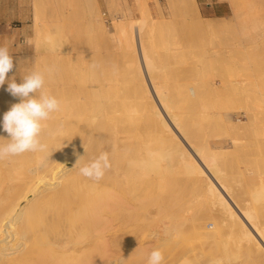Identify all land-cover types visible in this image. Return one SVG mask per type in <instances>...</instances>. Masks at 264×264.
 <instances>
[{"label":"rangeland","instance_id":"obj_1","mask_svg":"<svg viewBox=\"0 0 264 264\" xmlns=\"http://www.w3.org/2000/svg\"><path fill=\"white\" fill-rule=\"evenodd\" d=\"M186 1L188 5L185 0H147L146 4L141 0H120L121 4L114 8L109 7L106 0H99V3L101 2L99 4L100 16L107 30L111 32L108 35H98L89 28L86 12L81 6L74 7L68 15L45 18L37 28L33 0H0V22L2 21L8 29L6 31L8 32L6 33V47L13 59V69L7 74L8 76L30 74L34 71L48 75L85 74L84 69L86 68L87 73L88 65V63L87 65L84 63L86 59V62L90 63L94 60L93 64L96 65L99 73L125 76L131 73L130 66H132L133 73L136 72L137 76L139 74L148 80L152 85L150 111L152 122L149 132L154 149L149 160L150 167H152H149L150 174L147 175H150V181L156 185L150 184L152 185L150 189L153 187L150 190L152 191V195H150L152 196L150 197V217L152 216V218L150 220L153 222V219H156L154 222H157L160 219L164 220L163 223L169 224H164L170 229L168 235L163 233L165 237L166 235L169 237L175 232L179 227L178 223L186 217L189 220L186 223L187 230H191L190 225H193L194 222V224L210 225L211 222L217 221L219 231L217 228L209 229V231H213L215 239L219 235L225 237L224 235L228 236L229 233H232V229L229 231L230 225L221 221L223 218H227L219 216L222 214H228V217L234 218V220L255 221L264 225V197L257 198L255 196L258 189L264 188V0L237 1L240 5H245L244 12L248 9L247 16L254 18L250 28H245L243 25L241 27L236 23V12L231 7L233 5L231 0H194L195 5L192 0H190L191 3L189 0ZM249 8L253 11L249 12ZM195 13L196 19L194 18ZM222 17L227 23L224 25V22H221V27L217 28L219 31L204 30L205 32H203V30L198 31L195 28V23L199 26V21L201 24L202 20H217ZM119 18L123 19L122 22L124 21L126 28L124 32H117L116 24L119 22ZM234 18L236 19L234 20ZM197 25L196 27L199 28ZM222 26L224 27L222 28ZM225 26H228V29ZM124 38L125 40H123ZM90 54L95 55L91 56ZM126 60L128 62L131 60L133 63H128ZM188 82L200 85V88L196 85L199 88L197 91H200L199 96L200 94L201 97L204 96L202 99L199 97V104L202 100L203 102L200 104L201 107L196 104L198 106L195 111H186L179 105V101L174 105L172 102L174 95L179 94L178 88L181 87L182 91ZM197 87L196 89H198ZM204 90L206 91L204 92ZM201 91L203 92L201 93ZM166 92L168 93L166 94ZM204 93L205 95H203ZM175 97L178 98L177 95ZM227 99L229 102L226 101ZM170 101L172 105L167 108L165 104H169ZM203 105H206L205 108H207L205 113L203 110L197 109H202ZM234 112H240V119L244 125L238 130L227 125L223 120L224 117L221 118L222 114L225 116L226 113L233 114ZM246 112H250L252 115L248 117ZM179 114L185 119L181 120V123L180 121L175 123L173 117ZM218 114L219 116H217ZM237 122L238 117L234 115L232 123ZM175 139L181 142L183 154L186 148H195L196 150L192 157L179 159L181 160L180 168H177L179 171L174 169V165L173 171L169 167L174 163V160L178 159L170 158L169 154L167 155L165 151L158 148L162 146V149L166 150L163 146L166 143L163 144V142H167L165 145L167 146L173 144L169 140ZM234 141L236 144H232ZM213 142L223 143L224 153L226 151L227 153L216 154V151H210L209 148L212 147L211 143ZM189 160L190 164H188ZM168 161L173 163L170 164ZM158 163H162L163 167L167 165L171 172L166 168L167 166L162 170L161 164ZM159 169L165 171L166 175L162 174L164 172L159 175ZM159 179L162 182L161 185ZM157 189H160L159 191L162 193ZM134 201L133 207L137 212H135V220L133 219L136 222L132 226L134 227L133 231L136 229L134 231L136 235L143 227V221H140L142 208L139 209L142 201L138 203L136 201L134 203ZM182 207L183 212H181ZM163 210H166L165 213ZM172 210L179 212L175 216L176 218L174 216L170 218ZM181 213L184 214L183 219L179 215ZM136 214L139 215H137L138 218H136ZM167 215L169 220H165ZM172 215L175 214L172 213ZM171 219L173 222H177V225L174 226L176 228L172 232L174 223H171ZM190 219L193 220V223ZM161 221L156 225L153 223L152 230L157 229L158 227L155 226L160 225ZM196 221L198 222L196 223ZM188 236L193 240L185 242L184 250L188 248H194L195 251L199 248L202 249L203 240L200 237H194L193 234ZM166 242H163L168 245L166 249L165 245L164 248H161L164 257L162 264H167L169 260L175 264L184 251L178 249L182 251L181 254H178L180 252L177 249L178 253L175 252L177 246L173 248V242ZM170 248H173L172 253ZM190 249L187 251L189 252ZM214 249L212 245H208L205 247V254H209L203 255L204 257L200 255L197 259H193L192 254L190 255L191 251L183 254L181 259H190L191 263L186 259L190 264H202L201 256L204 261L210 257L209 262L206 261V264H210V262L215 263L216 259H219L216 255H219L220 258L227 255ZM121 250L123 251V249L118 250V258L126 256V263L129 260L132 261L127 264H136L137 261V264L140 262L148 264L149 254L142 255V261H139L141 257L138 255H131L133 258L129 257L128 259L129 255H126L128 253ZM215 252L218 254H214ZM246 252L247 254L240 258L241 264L244 261V264L250 263L248 258L255 255V251L250 252L248 247ZM173 256H175L174 259H170ZM91 257L93 259L96 256L91 255ZM211 257L212 259L216 257L214 262L210 261ZM89 259L90 257L87 260ZM240 260L238 259L234 264H240ZM95 262L92 264H96ZM180 263L185 264V259Z\"/></svg>","mask_w":264,"mask_h":264},{"label":"bare ground","instance_id":"obj_2","mask_svg":"<svg viewBox=\"0 0 264 264\" xmlns=\"http://www.w3.org/2000/svg\"><path fill=\"white\" fill-rule=\"evenodd\" d=\"M141 1L144 4L147 2V0ZM231 1L233 2L231 7L236 12V23L240 24V26H245V28H250L253 25L252 19L254 18L247 16L246 11L248 9L244 12L245 9L243 7L245 5H240L237 2L239 0ZM106 2L109 7L114 8L121 4L120 0H106ZM185 2L187 1L185 0ZM192 2L195 5L196 2L194 0ZM100 3L99 0H33L36 23L34 25L38 28L43 19L48 17L56 18L63 14L68 15L73 11L74 7L81 6L86 12L89 28L98 35H108L111 32L107 30L100 16ZM189 3H191L190 0ZM197 8L196 12L199 15ZM250 10L249 8V12ZM194 18L196 19V13ZM119 19L116 24L117 32H124L126 29L124 21L122 22L123 19ZM200 19L198 18V21ZM217 20H202L201 24L200 21L195 20L199 24L198 26L195 23V28L198 31L203 30V32H205L204 30L217 31L221 27V22H224L225 19L223 20L222 17V19L217 18ZM125 23L127 25V22ZM225 23L227 22H224V25ZM196 25L201 29L197 28ZM121 38L123 37L121 36ZM191 54L193 55L192 52ZM86 61L85 59L84 63L86 65L88 63L89 66L87 65V73L86 68L84 69L85 74H44V91L55 96L61 102V109L53 113L44 122L45 127L41 133V142L47 145V150L44 152H26L19 156L0 160V264H85L87 261L91 262L90 264L95 261L96 264H125V261H127L126 256L118 258L119 249H123L125 253H128L126 254L129 255L128 259L129 257L133 258L131 255H138L141 257L139 261H142V255L150 254V251L154 249H160L161 251L164 245L166 249L168 246L164 244L166 241H169L166 243L173 242V248L177 246L175 252L176 249H182L184 251L183 254L192 251L190 255L192 254L193 259H197L200 255L209 254H205V247H208V245H212L217 251L227 254L226 256L224 255V258L216 255L219 259L214 257L216 262H210V264H234L243 255L247 254L246 249L248 247L250 252L255 251V255L248 258L250 263H247L264 264V225L261 222H245L229 218L228 214L219 215L220 217H227L221 221L226 225H230L229 231L232 229V233H229L228 236L224 235L225 237H220L218 234V238L214 239L213 231L211 232L209 229L217 228V221L211 222L210 225L194 224L195 222L193 223V220L190 219L193 225H190L191 230H187L186 223L189 220L186 219L187 217L183 219L184 214L181 213L179 215L183 220L180 221V218H178V221H180L178 224L179 227H183L178 229L179 227L177 226L178 228L175 230L176 227L174 228V226L175 224L177 225V222L175 221V223L171 219V223H174L172 227L174 229L171 232L174 230L175 232L170 234L169 237L167 235L170 229H168V226H164V220L161 221L159 219L161 224L155 226L158 227L157 229L154 228L152 230L153 223L155 225L160 223L159 220L154 222L156 219H153V222L150 220L152 218V216L150 217V197H152L150 196L152 195L150 190L153 187L150 189L152 182L150 181V175H147L150 174V168L152 167H150L149 160L154 149L149 132L152 122L150 113L152 85L145 77L139 74L138 77L136 72L133 73L132 66H130V71L129 65L131 64L128 65V69L134 75L128 71L129 75L120 76L103 74L101 71L99 73L96 65L93 64L94 60L91 62L92 65ZM129 62L133 63L131 60ZM134 64L133 66H135ZM88 70L90 71L88 72ZM28 74L7 75L5 84L0 86V145L7 144V140L10 139L9 134L2 128L3 116L13 104L20 102V98L13 97L7 90L8 81L14 79L19 84L23 81V77ZM196 85L188 82L182 91V88L178 86L180 87L178 88L179 94L174 95L173 100L176 102L172 100L173 105L178 104L179 101V105L186 111H195L196 107L203 102L202 100L199 104L198 100L201 94L199 96L200 91L197 90H199L200 85H197L199 88ZM176 95L180 100H176L178 99L175 97ZM226 101L229 102V99ZM170 105H172L171 101L169 104H165L167 108H170ZM205 106L203 105L202 109H197L204 112L207 109ZM226 114L224 116V114L221 115L220 113L221 118L224 117L223 120L227 125H230L235 130L244 126L240 119V112ZM234 115L238 117L237 123H232ZM246 115L250 117L252 114L246 112ZM184 119L180 114L173 117L175 123L178 121L181 123V120ZM169 141H172L171 143L173 144L170 143L171 145L165 146L167 142H163V144L166 143L163 145L166 150L162 149V146L158 148L165 151L167 155L169 154L170 158L176 157L178 159L174 160V163L168 161L170 164L173 163L169 166L173 171V165L174 169L180 168V158L192 157L196 150L195 148H186L183 154L182 145L178 139ZM211 144H213L212 147L209 148L208 146L210 151L214 150L216 154H219V152L222 154L227 153V151L224 153L225 146L223 143L213 142ZM232 144H236L235 141ZM158 148L157 151H159ZM101 152H107L111 162V168L106 171L103 179L94 181L82 176L79 172L80 167L99 156ZM190 163L191 161L189 160L188 164ZM158 164H161L162 168H160L162 170L167 166L164 165L163 167L162 163ZM169 167L167 166L166 168L169 169ZM166 171L168 170L166 169ZM161 172L166 175L165 171H160L159 169V175ZM160 181L159 179V184L162 183ZM263 187L261 186V188ZM159 192L162 193L161 191ZM255 196L257 198L264 197V188L258 189L255 192ZM133 199L137 203L142 201L139 207V209L142 208V217H140L142 219H139L143 221V227L136 235L134 232L136 229L133 231L134 227L132 226L136 222L134 220L135 212H137L136 208L133 207ZM183 207L181 212L184 210ZM158 209L160 210L161 208ZM165 211L163 210L164 213ZM158 213L160 214V211ZM172 213L175 215H172ZM172 213L170 218L172 216L175 217L179 212L172 210ZM137 215L136 218H138ZM163 216L162 218H164ZM166 219L169 220L168 215ZM227 227L229 228V226ZM214 230L216 231V229ZM163 233L167 234V238ZM191 234L203 240L202 249L199 248V250L196 249L195 251L194 248L190 249L187 246V250L190 249V251L184 250L186 248L185 242L193 240L189 239L190 236L188 235ZM173 248H170L171 253ZM178 252L176 253H182L179 250ZM214 254L218 253L215 252ZM91 255L96 257L91 259ZM175 255L178 257L177 254ZM202 256V264L203 262L206 264V261L209 262L210 257L208 259L205 257L206 261H204V256ZM89 257L90 259L87 260ZM174 257L170 259L173 260ZM214 258L212 259L211 257L212 260L210 259V261H215ZM184 259L186 263L190 260L188 258ZM179 260L177 261L179 263L183 261L182 259L181 261ZM177 262L175 264H179ZM189 262L187 264L191 263ZM168 263H171L170 260ZM239 263L241 264V260Z\"/></svg>","mask_w":264,"mask_h":264},{"label":"clouds","instance_id":"obj_3","mask_svg":"<svg viewBox=\"0 0 264 264\" xmlns=\"http://www.w3.org/2000/svg\"><path fill=\"white\" fill-rule=\"evenodd\" d=\"M12 69L13 59L8 48L0 47V86L5 84L7 74ZM44 86L45 75L39 71L25 75L19 84L14 79L8 81L7 90L13 97L20 98V102L13 104L3 116L2 128L9 134L10 139L7 144L0 145V160L26 152L47 150V145L41 142L44 122L61 109V102L44 91ZM110 168L109 154L101 152L99 156L80 167L79 172L86 178L99 181ZM163 259L162 252L154 249L149 254L148 264H162Z\"/></svg>","mask_w":264,"mask_h":264},{"label":"crops","instance_id":"obj_4","mask_svg":"<svg viewBox=\"0 0 264 264\" xmlns=\"http://www.w3.org/2000/svg\"><path fill=\"white\" fill-rule=\"evenodd\" d=\"M8 31L7 27L4 26L3 22H0V47H6V32ZM9 46V45H8Z\"/></svg>","mask_w":264,"mask_h":264}]
</instances>
